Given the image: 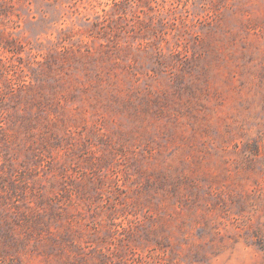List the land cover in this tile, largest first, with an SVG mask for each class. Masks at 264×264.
I'll return each mask as SVG.
<instances>
[{
  "label": "rangeland",
  "instance_id": "obj_1",
  "mask_svg": "<svg viewBox=\"0 0 264 264\" xmlns=\"http://www.w3.org/2000/svg\"><path fill=\"white\" fill-rule=\"evenodd\" d=\"M0 264H264V0H0Z\"/></svg>",
  "mask_w": 264,
  "mask_h": 264
}]
</instances>
